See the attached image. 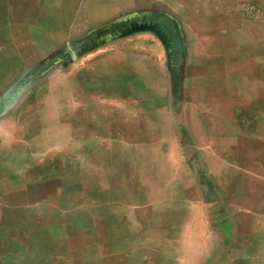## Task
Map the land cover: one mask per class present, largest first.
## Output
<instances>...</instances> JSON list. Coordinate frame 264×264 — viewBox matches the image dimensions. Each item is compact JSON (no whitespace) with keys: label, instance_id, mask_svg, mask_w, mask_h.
I'll return each mask as SVG.
<instances>
[{"label":"crops","instance_id":"1","mask_svg":"<svg viewBox=\"0 0 264 264\" xmlns=\"http://www.w3.org/2000/svg\"><path fill=\"white\" fill-rule=\"evenodd\" d=\"M91 2L0 0L6 83L67 62L0 113V264H264V0Z\"/></svg>","mask_w":264,"mask_h":264},{"label":"rangeland","instance_id":"2","mask_svg":"<svg viewBox=\"0 0 264 264\" xmlns=\"http://www.w3.org/2000/svg\"><path fill=\"white\" fill-rule=\"evenodd\" d=\"M111 0H93V2L89 3L90 6L88 10L98 11L99 7H103V11H105L108 2ZM131 0H123V5H129ZM107 2V3H106ZM133 6H138V9H149L155 7L156 0H132ZM88 4V5H89ZM34 14H14L12 15V29L10 30L11 36L15 37L16 45L19 51L22 53V57L24 62L30 57L34 55V51L29 45V31L24 29V24L32 20ZM78 43V42H77ZM82 44V43H81ZM79 44L76 46L77 48H81ZM57 53L55 50L53 53L45 56L43 61H38L36 63H29L24 71L17 75L16 77L12 78L9 83H6L2 77H0V113H6V115H11L12 112L18 111V107H20L21 103H25L29 100H36V86H46L50 84L52 81V76L61 75L67 69V62L63 59V61L53 64L51 67L47 69L44 67L45 64H48L46 60ZM17 63V64H23ZM52 63V62H50ZM45 68V69H44ZM48 71L52 70L53 72L44 73L42 75V71L38 72L39 70ZM56 77V76H54ZM61 80V78L59 79ZM56 81V79H55ZM56 84V82L54 83ZM40 89H37L39 92ZM37 97H40L38 95ZM7 108V110H5Z\"/></svg>","mask_w":264,"mask_h":264}]
</instances>
